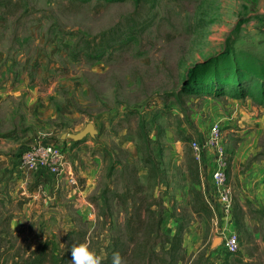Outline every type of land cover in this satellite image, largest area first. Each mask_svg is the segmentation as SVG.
<instances>
[{
  "label": "rangeland",
  "instance_id": "374dc122",
  "mask_svg": "<svg viewBox=\"0 0 264 264\" xmlns=\"http://www.w3.org/2000/svg\"><path fill=\"white\" fill-rule=\"evenodd\" d=\"M132 21V42L84 58L80 37L117 23L126 31ZM224 50L233 61H264V0H0V264L46 239L64 245L83 223L105 257L110 236L123 231L125 187L161 201L169 235L176 216L186 220L183 264H264L261 78L246 76L235 96L228 79L236 68L224 64V78L185 92L180 105L171 94L187 84L192 65ZM214 121L229 155L231 218L218 204L206 218L190 210L194 190H213L189 140L202 141ZM86 124L95 134L75 139ZM35 140L61 147L74 186L18 167L17 151ZM229 231L240 239L232 254L220 241Z\"/></svg>",
  "mask_w": 264,
  "mask_h": 264
},
{
  "label": "trees",
  "instance_id": "16d2710c",
  "mask_svg": "<svg viewBox=\"0 0 264 264\" xmlns=\"http://www.w3.org/2000/svg\"><path fill=\"white\" fill-rule=\"evenodd\" d=\"M106 1L114 2L115 0ZM136 1L146 3L150 0ZM134 26L135 22L132 21V24L128 25L127 30L130 31L127 33V30H122L121 23H117L113 27L92 36L80 37L79 40L83 44L82 55L88 61L110 56L116 45H126L132 42ZM244 59L236 56L233 61L229 51L224 50L215 56L192 65L187 71V84L179 92L171 93L174 96V101L180 105L183 101L181 97L185 92L191 89H194V91L200 90L203 82L213 83L224 78V72H230V69L223 71L221 67L230 63L232 65L231 70L236 68V76L228 79L238 85V92L235 96H240L245 87L244 82L241 81L246 76L253 74L261 78L260 95L264 98V61H256V64H254L250 57ZM215 86L212 87V92L218 95L221 91L218 86ZM135 191L133 189V192L129 193L128 187L123 189L121 202H127L130 205L125 207L126 216L123 231L110 236V243L105 248L106 255L101 258L100 264H111L112 254L117 251L123 258V264H183L185 260H188L182 245L186 220H180L176 216L175 231L172 235H169L162 227L164 214L161 201L156 199L153 193L145 192V194L136 196ZM153 205L157 207L154 209ZM190 210L197 216L204 218L213 214L204 200L203 194L198 190H194ZM238 218L239 216H236V220L239 222ZM87 230L83 223L76 229L69 231L64 237V245H60L56 239L43 240L27 255H17L14 264H70L71 245L73 243L86 242L92 249L91 239L86 235ZM3 240H5L4 237L0 236V246H2L1 242ZM242 264L247 263L242 262Z\"/></svg>",
  "mask_w": 264,
  "mask_h": 264
},
{
  "label": "built area",
  "instance_id": "2783aa9c",
  "mask_svg": "<svg viewBox=\"0 0 264 264\" xmlns=\"http://www.w3.org/2000/svg\"><path fill=\"white\" fill-rule=\"evenodd\" d=\"M207 133L202 141L189 140V147L192 150L194 159L197 162L206 160V167L209 169L212 190L205 192L204 199L211 210L214 205H219V212L223 216L232 217V190L228 181L227 163L229 155L223 143V129L218 122L209 125ZM18 167L31 172H46L54 176L64 177L66 183L74 186L77 183L75 174L65 166V155L61 147L55 143L35 140L30 145L22 148L17 159ZM222 247L225 252L235 253L239 250L240 239L235 232L221 238Z\"/></svg>",
  "mask_w": 264,
  "mask_h": 264
},
{
  "label": "clouds",
  "instance_id": "9594fccd",
  "mask_svg": "<svg viewBox=\"0 0 264 264\" xmlns=\"http://www.w3.org/2000/svg\"><path fill=\"white\" fill-rule=\"evenodd\" d=\"M101 257L86 242L71 245L70 264H100ZM111 264H123V258L117 251L112 254Z\"/></svg>",
  "mask_w": 264,
  "mask_h": 264
},
{
  "label": "water",
  "instance_id": "95a60500",
  "mask_svg": "<svg viewBox=\"0 0 264 264\" xmlns=\"http://www.w3.org/2000/svg\"><path fill=\"white\" fill-rule=\"evenodd\" d=\"M95 132H96V130L92 127V125L91 124H86L83 128H82V130H80L79 132H77L76 134H75V139H80V138H82L84 135H86V134H95ZM220 241H221V239H220ZM218 241L217 240H214L213 241V245H215L216 243H217Z\"/></svg>",
  "mask_w": 264,
  "mask_h": 264
},
{
  "label": "crops",
  "instance_id": "0c3cea01",
  "mask_svg": "<svg viewBox=\"0 0 264 264\" xmlns=\"http://www.w3.org/2000/svg\"><path fill=\"white\" fill-rule=\"evenodd\" d=\"M20 151H17V154L15 156V160H16V163H17V159H18V155H19ZM18 165V164H17ZM206 192V191H205ZM205 192H203V194H205ZM204 196V195H203ZM205 200V199H204ZM207 203V202H206ZM188 229L186 230V233H188Z\"/></svg>",
  "mask_w": 264,
  "mask_h": 264
}]
</instances>
